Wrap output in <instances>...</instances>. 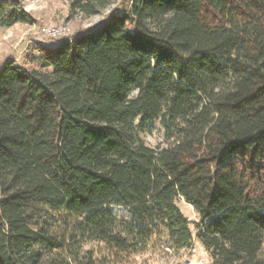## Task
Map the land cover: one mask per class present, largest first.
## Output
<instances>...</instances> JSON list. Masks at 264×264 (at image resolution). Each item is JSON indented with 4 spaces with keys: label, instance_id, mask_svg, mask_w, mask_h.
<instances>
[{
    "label": "trees",
    "instance_id": "16d2710c",
    "mask_svg": "<svg viewBox=\"0 0 264 264\" xmlns=\"http://www.w3.org/2000/svg\"><path fill=\"white\" fill-rule=\"evenodd\" d=\"M30 21L0 0V27ZM154 122L168 146L141 139ZM178 198L211 264H264V0H128L0 66V264H91L51 233L60 214L113 253L187 248Z\"/></svg>",
    "mask_w": 264,
    "mask_h": 264
},
{
    "label": "rangeland",
    "instance_id": "374dc122",
    "mask_svg": "<svg viewBox=\"0 0 264 264\" xmlns=\"http://www.w3.org/2000/svg\"><path fill=\"white\" fill-rule=\"evenodd\" d=\"M20 11L26 13L30 22L18 23L12 27H0V66L13 60L19 65L25 63L35 45L53 46L64 37L48 39L41 32L42 27L67 25L69 38L96 28L103 23L113 9H122L128 0H115L99 14L86 18L80 12L71 9L73 0H16ZM144 144L150 148H163L170 144L163 128L154 122L150 128L140 134ZM188 223L192 240L187 248L171 247L165 239L152 240L144 252L137 254L113 253L104 244L79 236L75 230L76 217L60 214L55 216L51 233L58 238L62 250L79 251L80 259L91 264H211V260L196 239L198 216L193 208L182 198L175 202ZM113 213L120 219H127L123 209L113 208ZM264 252V246H263Z\"/></svg>",
    "mask_w": 264,
    "mask_h": 264
},
{
    "label": "built area",
    "instance_id": "2783aa9c",
    "mask_svg": "<svg viewBox=\"0 0 264 264\" xmlns=\"http://www.w3.org/2000/svg\"><path fill=\"white\" fill-rule=\"evenodd\" d=\"M41 32L48 39H58L64 37L65 41H70V28L67 25H58L52 27H42Z\"/></svg>",
    "mask_w": 264,
    "mask_h": 264
}]
</instances>
